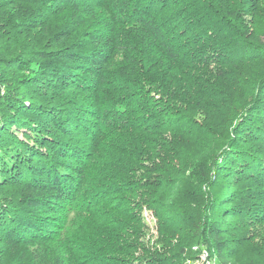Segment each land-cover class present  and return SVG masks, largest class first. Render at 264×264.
Here are the masks:
<instances>
[{
    "label": "trees",
    "instance_id": "1",
    "mask_svg": "<svg viewBox=\"0 0 264 264\" xmlns=\"http://www.w3.org/2000/svg\"><path fill=\"white\" fill-rule=\"evenodd\" d=\"M203 259L264 264V0H0V264Z\"/></svg>",
    "mask_w": 264,
    "mask_h": 264
},
{
    "label": "rangeland",
    "instance_id": "2",
    "mask_svg": "<svg viewBox=\"0 0 264 264\" xmlns=\"http://www.w3.org/2000/svg\"><path fill=\"white\" fill-rule=\"evenodd\" d=\"M11 130L14 133L16 132L19 137L22 136V130H20V129H18L17 131L14 130V129H11ZM142 216H143L144 220L146 221V223L148 224V226L150 228L149 235H152L153 237H155L156 236V232L152 231V226L154 224V220H152L151 213L149 211L143 210ZM187 264H189V262H187Z\"/></svg>",
    "mask_w": 264,
    "mask_h": 264
},
{
    "label": "bare ground",
    "instance_id": "3",
    "mask_svg": "<svg viewBox=\"0 0 264 264\" xmlns=\"http://www.w3.org/2000/svg\"><path fill=\"white\" fill-rule=\"evenodd\" d=\"M204 264H215V261L213 260V261H206V262H204Z\"/></svg>",
    "mask_w": 264,
    "mask_h": 264
},
{
    "label": "built area",
    "instance_id": "4",
    "mask_svg": "<svg viewBox=\"0 0 264 264\" xmlns=\"http://www.w3.org/2000/svg\"><path fill=\"white\" fill-rule=\"evenodd\" d=\"M203 264H204V259H203Z\"/></svg>",
    "mask_w": 264,
    "mask_h": 264
}]
</instances>
